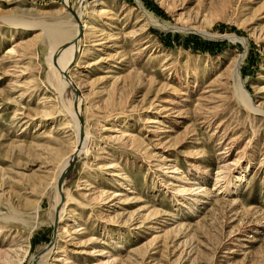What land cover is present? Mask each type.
Wrapping results in <instances>:
<instances>
[{"label":"rangeland","instance_id":"rangeland-1","mask_svg":"<svg viewBox=\"0 0 264 264\" xmlns=\"http://www.w3.org/2000/svg\"><path fill=\"white\" fill-rule=\"evenodd\" d=\"M69 1L0 0V253L264 264V0ZM60 30L78 44L62 90ZM78 99L90 135L54 208Z\"/></svg>","mask_w":264,"mask_h":264},{"label":"bare ground","instance_id":"bare-ground-1","mask_svg":"<svg viewBox=\"0 0 264 264\" xmlns=\"http://www.w3.org/2000/svg\"><path fill=\"white\" fill-rule=\"evenodd\" d=\"M68 2H70V1L68 0ZM150 20L153 23H155L156 25H159V23L155 19H153L152 17H150ZM203 33H205L206 35H209L210 37L218 36L215 34H211L210 32H207V31H204ZM75 35H76V32L67 34V32L60 30L58 32H56V31L50 32L49 34H47V37H46L52 45L51 46V52H50L47 60H48V63L51 67V74L55 76L54 78L56 80V85L60 88L59 90L64 89L68 84L73 82V80L71 79V75L68 74V71H69L68 65L70 62H72L73 57H75L77 55V51H78V44L72 43V40L75 37ZM226 37H227V39H230L231 41H242V42L244 41L243 38H239L236 35H223L222 37H219V38H226ZM234 74H235V78H236V87L238 89L239 97L241 98L243 104L248 109H251V108L254 109V107L251 105V101L249 99V96L247 95V93L245 91L244 85L242 83H240L241 78L239 79V68H238V66H236V69L234 70ZM70 79H71V81H70ZM241 84H242V86H241ZM78 100H79L78 101V109L76 110L75 108L72 107L71 111H70L73 120H75V126H76V134H77V143H76L77 145L75 146L76 150L73 151L70 155H68L62 161L61 172H60V175H58V178H57L56 183H55L56 194H55L54 208H56L58 206V204L60 203V192L58 191V188H57L58 187L57 186L58 180L60 179L62 173L65 171V169L68 165V162L73 158L74 154L78 155V153H80L85 147H87L88 137L90 135V133L88 131L84 132L85 137H84L83 141H80V132L82 130L81 125H80V114H81L80 113V111H81L80 110V107H81L80 103H81V99H78ZM61 212H63V208H62ZM60 215H61V213H60ZM16 216L17 215H14L13 217L5 216L4 220L8 221V220H11L12 218H15ZM33 228L34 227H32V229ZM26 253H27V249H23V248H22V252L16 250L14 256H12V255L10 256V253H7L6 256H4V255H2V253H0V262H1V258L4 256V258H5L4 262L6 264H21L23 258L26 256ZM43 258L44 257H40L39 259H37V261H38L37 263L41 264V261L43 260Z\"/></svg>","mask_w":264,"mask_h":264},{"label":"water","instance_id":"water-1","mask_svg":"<svg viewBox=\"0 0 264 264\" xmlns=\"http://www.w3.org/2000/svg\"><path fill=\"white\" fill-rule=\"evenodd\" d=\"M77 43V42H76ZM81 126H82V130L80 132V141H83V137H84V130H83V121L81 120ZM82 131H83V134H82ZM77 154H74L73 158L71 159L70 163L68 164V166L66 167L65 171L62 173L60 179L58 180V189H59V192L61 193L62 192V187H63V180L66 176V174L71 170L73 164H74V161L76 160L77 158Z\"/></svg>","mask_w":264,"mask_h":264},{"label":"trees","instance_id":"trees-1","mask_svg":"<svg viewBox=\"0 0 264 264\" xmlns=\"http://www.w3.org/2000/svg\"><path fill=\"white\" fill-rule=\"evenodd\" d=\"M147 5H148V3H147ZM149 6V5H148Z\"/></svg>","mask_w":264,"mask_h":264}]
</instances>
